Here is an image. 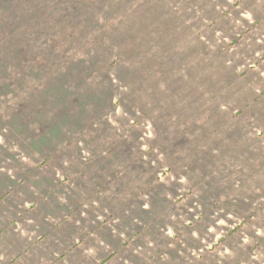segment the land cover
<instances>
[{
	"label": "rangeland",
	"instance_id": "rangeland-1",
	"mask_svg": "<svg viewBox=\"0 0 264 264\" xmlns=\"http://www.w3.org/2000/svg\"><path fill=\"white\" fill-rule=\"evenodd\" d=\"M0 264H264V0H0Z\"/></svg>",
	"mask_w": 264,
	"mask_h": 264
}]
</instances>
